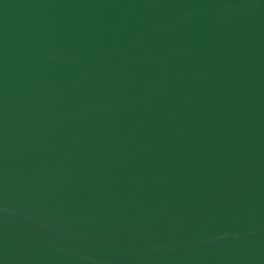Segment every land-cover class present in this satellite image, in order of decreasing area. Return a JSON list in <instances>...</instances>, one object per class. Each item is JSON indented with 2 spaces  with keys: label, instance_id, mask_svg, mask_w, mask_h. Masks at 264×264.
I'll use <instances>...</instances> for the list:
<instances>
[{
  "label": "water",
  "instance_id": "1",
  "mask_svg": "<svg viewBox=\"0 0 264 264\" xmlns=\"http://www.w3.org/2000/svg\"><path fill=\"white\" fill-rule=\"evenodd\" d=\"M0 264H264V0H0Z\"/></svg>",
  "mask_w": 264,
  "mask_h": 264
}]
</instances>
